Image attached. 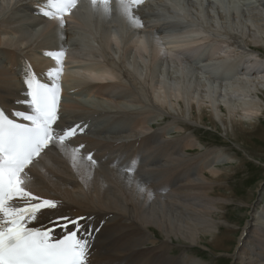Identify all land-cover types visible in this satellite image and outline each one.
Returning a JSON list of instances; mask_svg holds the SVG:
<instances>
[{
    "label": "bare ground",
    "instance_id": "bare-ground-1",
    "mask_svg": "<svg viewBox=\"0 0 264 264\" xmlns=\"http://www.w3.org/2000/svg\"><path fill=\"white\" fill-rule=\"evenodd\" d=\"M80 1L78 10L67 18L70 29L76 30L75 36L71 37L66 28L62 40L55 21L37 11L44 7L45 0H0V50L4 51L0 60L6 58L18 81L14 89L0 91V106L5 109L23 110V104L17 101L25 98L27 72L48 82L45 74L54 67V61L46 53L58 47L47 49V41L68 45L73 39L81 43L65 62L62 93L71 90L74 97L62 103L61 115L65 126L88 123L74 143L83 144L82 151L92 153L98 165L89 172L85 161L77 172L58 153H50L34 170L33 191L61 204L56 215L95 217L92 223L100 231L94 237L91 264H207L185 250L181 255H170L168 244L172 240L180 242L183 249L201 246L228 256L234 264H264V210L255 207L257 198L263 197L264 182L257 184L254 192L249 191L247 198H239L225 181L233 168L213 167L230 161L220 160L221 153L230 151L228 147L226 152L199 147L202 151L193 156L185 152L198 147L192 129L206 126L205 120L216 130L219 122L218 131L226 137L229 132V137L243 143L245 135L264 136V0H255L242 16L232 17L229 13L234 8L229 4L233 0H149L140 10L145 28L136 31L118 16L106 21L93 12L88 0ZM156 36L162 47L156 43ZM227 41L230 48L222 47ZM13 50L17 53L8 54ZM91 53L97 55L93 58ZM22 56H26L27 64ZM234 61L249 86L214 84L231 77ZM87 63L95 67H86ZM188 70L194 77L182 76V71ZM12 75L0 62V84L13 81ZM115 77L119 83L112 81ZM192 88L202 94L180 96ZM89 94L93 99H113L119 105L140 104L151 111L166 106L176 114L171 122H180L183 134L167 141L158 133L159 128L148 136L139 132L135 123L126 136L114 133L121 125V111H135L123 104L122 109L110 113V118L102 105L85 104ZM228 102L237 103L218 109V104ZM96 107L98 112L93 110ZM162 118L159 120L164 121ZM229 153L236 155L234 151ZM133 161L135 170L125 171ZM86 175L93 177L87 186ZM172 183L175 185L170 186ZM218 186L225 187L226 193L214 192ZM235 202L247 207L248 216L241 218L245 223L234 222L240 229L233 238L228 234L235 227L229 224L224 209ZM243 246L249 247L241 257Z\"/></svg>",
    "mask_w": 264,
    "mask_h": 264
},
{
    "label": "snow or ice",
    "instance_id": "snow-or-ice-1",
    "mask_svg": "<svg viewBox=\"0 0 264 264\" xmlns=\"http://www.w3.org/2000/svg\"><path fill=\"white\" fill-rule=\"evenodd\" d=\"M144 0H89L94 13L111 22L124 20L130 30L145 28L140 10ZM79 0H45L37 9L55 21L61 39L68 17L78 10ZM156 43L161 45L159 37ZM54 67L42 82L33 72L26 73L24 108L7 110L0 106V264H91L94 237L100 228L92 215H56L61 204L43 198L32 188L33 173L50 153H58L77 172H90L98 161L75 138L88 128L86 121L65 126L61 115L62 78L69 49L63 43L47 51ZM163 56H167L162 51ZM136 161L125 171L135 170ZM93 179L85 176V185ZM161 191H164L161 189ZM103 221H101V226Z\"/></svg>",
    "mask_w": 264,
    "mask_h": 264
},
{
    "label": "rangeland",
    "instance_id": "rangeland-1",
    "mask_svg": "<svg viewBox=\"0 0 264 264\" xmlns=\"http://www.w3.org/2000/svg\"><path fill=\"white\" fill-rule=\"evenodd\" d=\"M251 1L250 0L249 1H247V0H243V1H241V0H233L234 3L231 2V4H229V8L230 7L234 8V12H232V13L230 12L229 13V14H231L230 16L232 17V14L235 15V16L238 15V14L240 16H242L243 12H245L244 10H247L249 7H251L250 5H253V6L255 5V3H254L255 0H251ZM232 3L236 4V5L233 6ZM218 10L221 11V8L219 7ZM261 10L258 11L259 14H260ZM225 11L226 10L224 9V12ZM229 14H226V15H229ZM225 29H229V28H225ZM222 39L225 40V38L223 36H222ZM227 43H230V41H227L224 44H222V47H229L230 48V46H228ZM0 52L4 53V51L2 49L0 50ZM10 53H17V52L15 50H13L12 52H9L8 54H10ZM20 54L21 55H27L26 52L25 53L24 52H20ZM22 58L25 61V63L27 64L28 60L25 59L26 56H22ZM0 62H1V66H4L8 70L9 74L12 75L13 73H12L11 69L8 66V62H7L6 58L3 57L0 60ZM100 63L104 64L101 61H100ZM96 64H97V62H96ZM231 66H233L234 69H235V72L232 73L231 77L226 79V81H224L223 83H221L219 81L218 82L216 81V83H214V84L220 85V86H224V85L231 86V85L241 84V85H244V86L248 87L249 86V81H245V79H243V76H241L242 73H241V71L238 68L237 61H234ZM105 69H107V67H105ZM181 74L184 77H190V76L194 77L193 73L191 71H189V70L188 71H182ZM12 77H13V81H3L0 84V91L1 92H6V91H9L10 89H14L13 86H14V84L18 83V81H17L15 76L12 75ZM251 77H255V75H252ZM115 79L113 78L112 81L116 82V83L120 82L118 77H115ZM210 82H214V80H211ZM70 91L71 90H69V91L66 90V94L62 93V101H63L62 103L67 104L68 99H69V101H70V99H73V97H74L73 93L70 92ZM186 94H191L192 96H197V95L202 94V91L198 90L197 88H192L188 92H181L180 96L183 97ZM90 95L91 94H89V96H86L87 99L84 100L85 104H87L88 107H89L90 104L93 107H95L94 104H96V106L102 105L104 108L103 107H101V108H103L105 111L109 112L108 116L110 118L112 117V115L110 113L114 112V111H119L120 109H122V106H120V105H123V104H128V106L130 107L129 109L135 111V113L138 114V115L132 114L131 111H126V110L125 111H121V114H120L121 125L119 126V129L116 132L113 131L114 133H122L123 136H126L127 133L130 130L131 124L135 123V124H137L139 126V132H144V133L148 134V136H151L153 134L152 130H156V129L159 128V132L158 133L162 137H164V139L167 140V141H171V138H174L177 135H182L183 134V129L180 126V122H178L177 124L171 122L172 116L176 117V114L171 113L170 110H169L170 112L168 110H166V106L165 107L162 106L163 108L162 107H158V106H157L158 108L153 107V110L151 111L148 108H147L148 110H146V107L143 108V106L140 105V104H133L132 103V107H131V105H129V103L124 102V103L119 105L113 99H109V98H94L93 99V98H91L92 96H90ZM1 101L4 103L3 100H1ZM245 102H248V100L246 99ZM88 103H90V104H88ZM172 103L175 105V103L173 101H172ZM229 103H230V107H232V105L236 104L237 102H233V103L232 102H228V103H224V104H218V109L219 110L223 109ZM176 108L178 109V107H176ZM147 112H148V114H146ZM149 112H152V113H149ZM153 112H155V113H153ZM207 112H208V110H205V113H207ZM237 112H239V111H237ZM160 116H163L162 120L165 117V120L164 121L159 120ZM150 117H151L152 120L151 119H147V118H150ZM149 120H151L153 122L151 124V126H148L147 122ZM261 120H262V122H264L263 119H261ZM205 124H206V126L199 125L197 127V125H196L195 127H193V129H192L193 140H194V137H195V140L198 141V142H196L198 144V147L186 149L185 152L188 153V155H190V156H193V155H196V154L200 153L202 151L200 148L215 149V150L226 152L227 148H225V147H228L230 149L229 152L234 151V153H236V155H234L235 157H233V155L231 153H229V152H226V155L224 153H221L222 154V155L220 154L221 155V158H220L221 161L225 160V159H229L230 161L226 162V163L225 162L224 163L218 162V164L213 166V167L214 168H222V167L224 168V167H230L231 166L233 168L232 169V173L233 174L231 173L230 176L227 177V179H225V181L228 182V185H229L230 189H234L235 195L237 197L243 198V199L247 198L249 191H253L254 192L256 190V188H257L256 185L261 183V182H264V149H263L264 148V138H263L264 136L261 135V136H259L257 138H254L253 136L245 135V138H243V140H245V141L243 143L242 141L234 140L231 136L229 137V132L227 133V137H226L222 133V131H218L221 128L219 122H218V125L216 126V128L218 130H216L215 128L209 127L206 120H205ZM162 126H164V127H162ZM249 140H250V142H249ZM252 142H253L254 145L252 144ZM254 146H257L260 149H255L254 150V148H253ZM223 148H224V150H223ZM253 150L256 151V152H253ZM185 152H183V153H185ZM183 153H181L182 156H183ZM227 156H229L231 158H229ZM205 175H207V173H205ZM174 185H175V183L170 184V186H174ZM214 192L222 194V193H226V189L223 186H218L217 188H215ZM234 201L235 200H233L232 202H234ZM237 204H236V202L232 203V204L228 205L227 208L224 209V212L228 213V214H226V216H227V220L229 221V224H231L232 227H235V229L229 228L230 230H232V229L234 230V231H231L229 233L230 235L227 232H225V231H223V232H225V235L228 234V236H233V238L236 237L237 234H239V229H240L239 227H237L235 225V223H241L242 224L243 221H244L243 223H245V220L241 221V218L245 217L244 219H246V217L248 216L247 207L246 206H239ZM255 207H257L258 209L260 207L262 210H264V194H263V197L261 196V197L257 198V202L255 204ZM262 210H260V211L262 212ZM260 211H258V212H260ZM243 213H244V215H243ZM249 220H251V218ZM151 229L154 232V234H156V236H159V232L156 229H154V228H151ZM158 239L162 240V236H159ZM179 243L180 242H178V241H175V240L173 241L172 240V243H170L171 245L168 244L172 248V252L170 253V255L178 256V255L182 254L181 251L185 250L186 254H188L190 256H193L196 259H200V261H202L203 263L204 262L207 263V264H232L233 263V262L230 261V258L228 256L227 257L223 256V255L220 256L219 254H217L215 252L213 253L211 251H208L204 247L202 248L201 246H194V247L193 246H188L187 248L183 249L179 245ZM246 247H249V246H243L240 249L239 253H240L241 257L245 256V248Z\"/></svg>",
    "mask_w": 264,
    "mask_h": 264
},
{
    "label": "flooded vegetation",
    "instance_id": "flooded-vegetation-1",
    "mask_svg": "<svg viewBox=\"0 0 264 264\" xmlns=\"http://www.w3.org/2000/svg\"><path fill=\"white\" fill-rule=\"evenodd\" d=\"M67 28L70 29V24L68 25ZM75 28H77V27H75ZM75 33H76V30L75 29H70L71 37H74L75 36ZM57 35L59 36V31L58 30H57ZM61 43H63L64 47H67L68 49H70L69 54H71V51H76L77 49H79V47H81V43H79V41H73V39H72V41H68V45H65L64 41H47V49H51L54 46L59 47L61 45ZM87 54H89V51L88 50H87ZM96 55H97L96 53H91V56L93 58ZM86 67H88V68H94L95 67V64H92V63H89L88 64L87 63L86 64ZM76 79H77V77H76ZM93 110L95 112H98V107L93 108Z\"/></svg>",
    "mask_w": 264,
    "mask_h": 264
}]
</instances>
